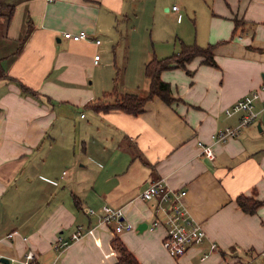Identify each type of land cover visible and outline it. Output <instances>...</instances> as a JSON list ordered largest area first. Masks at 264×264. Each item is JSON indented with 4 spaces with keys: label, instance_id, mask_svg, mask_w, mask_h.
<instances>
[{
    "label": "crops",
    "instance_id": "crops-1",
    "mask_svg": "<svg viewBox=\"0 0 264 264\" xmlns=\"http://www.w3.org/2000/svg\"><path fill=\"white\" fill-rule=\"evenodd\" d=\"M5 1L15 11L8 24L0 16V264H22L28 249L37 264H116L115 238L141 264H264V92L256 120L239 136L225 142L211 136L237 124L240 114L226 109L264 82V0H210L209 29L186 41H221L217 64L195 57L186 67L163 70L175 100L154 96L137 114L97 106L116 98L107 96L114 65L128 73L136 62L131 50L121 60L111 49L123 35L120 21L149 0ZM198 1L164 5L167 11L177 5L178 16ZM82 29L101 43L63 35ZM151 53L137 60L136 79L118 89L119 97L149 93L143 70L154 55L161 57ZM199 141L212 144L214 158L201 154ZM162 177L187 191L182 200L207 233L180 257L163 244L164 223L148 228L159 197H141ZM240 196L262 204L245 211ZM105 204L122 208V220L133 228L115 231L102 223ZM78 224L87 233L57 248V238H69ZM204 252L210 254L202 259Z\"/></svg>",
    "mask_w": 264,
    "mask_h": 264
},
{
    "label": "built area",
    "instance_id": "built-area-1",
    "mask_svg": "<svg viewBox=\"0 0 264 264\" xmlns=\"http://www.w3.org/2000/svg\"><path fill=\"white\" fill-rule=\"evenodd\" d=\"M177 10V5L172 7ZM181 13L178 15V20H181ZM63 35L66 38L73 40H91L96 44L101 43L100 38H92L86 30L79 31H64ZM100 54H95V58L98 59ZM264 92V82L257 88L249 91L243 97L238 99L231 107L226 109L227 114L239 113L240 117L237 124L220 128L212 133V139L216 142H225L231 137H237L241 134L242 130L246 128L250 123L254 122L258 116V111L255 108L256 100L259 99ZM84 116V113H82ZM201 147V154L208 158H214L215 153L212 144L198 142ZM185 189H174L167 182L166 178H158L152 181L141 192V197L144 200H151L155 197H159L160 201L155 205V215L151 222L148 224L150 230H154L159 224L164 223L166 225V234L163 239V244L168 253L173 257H180L184 255L190 247L200 245L204 243L207 238V233L202 225L197 222L187 205L183 202V197L186 195ZM173 200L171 206L164 204V201ZM102 214L100 215V221L105 224H114L115 231L130 230L133 228L131 222L125 223L122 220L123 209L115 208L110 205H103ZM90 214H96V210L92 207L88 209ZM88 229L83 224L76 225L75 229L70 234L69 238L59 236L57 238L56 247L64 248L71 241H75L83 237L87 233ZM14 232H10L7 236H13ZM217 249V243L212 242L210 245V251ZM210 253L204 252L202 259L208 257ZM4 257L0 253V259ZM16 258L9 259V262H15ZM22 264H37L36 254L33 249H28L24 256L19 260Z\"/></svg>",
    "mask_w": 264,
    "mask_h": 264
},
{
    "label": "rangeland",
    "instance_id": "rangeland-1",
    "mask_svg": "<svg viewBox=\"0 0 264 264\" xmlns=\"http://www.w3.org/2000/svg\"><path fill=\"white\" fill-rule=\"evenodd\" d=\"M138 1L145 2L148 0ZM164 1L149 0L145 5L141 4L131 9L128 13V19L125 18L120 21L122 24L119 29L123 35L118 36V41L112 43L111 49L114 48L115 54L117 53L118 56L120 54L121 60L131 50L132 57L136 62H134L132 69L128 73H124L122 67H119V71L117 64L114 63L116 70H114L111 78H113L114 85L116 80L119 90H126L127 86H129L130 78L136 79L137 60L143 58L146 50L148 53L156 51L162 57L177 51L181 40L188 43L186 40H192L194 33H199L201 37L209 29L212 15L210 0L205 2L199 0L195 7H193L191 2H188V6L185 7L187 12L183 11L181 13V21L177 20V11H167L165 9ZM196 8L199 10L198 14H194V10H197ZM194 16L197 18L195 22ZM144 71L145 67L143 70L145 75ZM142 94H145V92L143 93L142 91ZM80 110L87 111L82 109L81 106Z\"/></svg>",
    "mask_w": 264,
    "mask_h": 264
},
{
    "label": "trees",
    "instance_id": "trees-1",
    "mask_svg": "<svg viewBox=\"0 0 264 264\" xmlns=\"http://www.w3.org/2000/svg\"><path fill=\"white\" fill-rule=\"evenodd\" d=\"M14 11V5L7 3L5 0H0V16L6 17L7 24L13 17ZM219 42L208 43L207 45L203 46L198 44L197 42L188 44L181 40L180 47L177 51L164 57H157L156 55H154L145 64V75L150 82L149 93L146 96H140L135 93H126L123 96L119 97L117 95L118 87L115 80L113 91L107 93V96L115 95L116 98L112 100V102L99 104L97 106V109L103 111L110 109H119L128 113L137 114L144 110L147 101L154 96H159L167 103H171L175 100V98L172 95L170 82L164 80L161 77L162 71L180 66L186 67L187 63L193 60L195 57H202V62L206 64H217L215 60V48L219 44ZM20 85L28 88L23 84ZM238 203L245 211L248 212H255L257 208L262 204L261 200L246 196H240L238 198ZM112 244L118 258L116 264H141L120 239L115 238Z\"/></svg>",
    "mask_w": 264,
    "mask_h": 264
}]
</instances>
